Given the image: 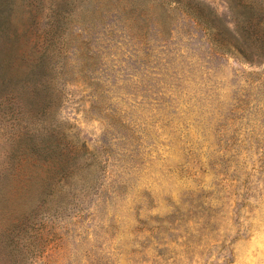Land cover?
<instances>
[{
  "label": "rangeland",
  "instance_id": "1",
  "mask_svg": "<svg viewBox=\"0 0 264 264\" xmlns=\"http://www.w3.org/2000/svg\"><path fill=\"white\" fill-rule=\"evenodd\" d=\"M130 1L12 0L13 70L61 22L46 121L72 156L67 182L45 165L10 189L32 198L0 205V226L30 211L37 231L0 236V264H264V60L225 53L190 7L232 28L225 0ZM11 112L0 168L40 115Z\"/></svg>",
  "mask_w": 264,
  "mask_h": 264
},
{
  "label": "trees",
  "instance_id": "2",
  "mask_svg": "<svg viewBox=\"0 0 264 264\" xmlns=\"http://www.w3.org/2000/svg\"><path fill=\"white\" fill-rule=\"evenodd\" d=\"M233 27L224 23L215 13L200 7L198 3H190V7L197 10L195 16L209 29L210 35L217 47L225 53L240 57L249 63L264 60V1L259 0H225ZM12 0H0V40L10 43L15 47L20 42L21 34L11 31L9 25ZM127 11L135 7L132 0L124 5ZM50 26L46 30L38 27L31 30L30 42L35 49L30 55L23 56L17 68L11 69L16 64L15 57L5 58L0 62V109H11L12 116L22 114L25 110L32 109L37 112L39 119L33 120L26 117L27 123H36L32 129L24 125L20 131V138L13 143L10 153L0 168V205L9 208L17 197V202L28 203L31 195L24 197L21 192L12 196L10 189L16 181L28 185L33 181L30 167L50 168L58 166L56 172H62L59 177L68 181L70 173L69 159L71 150L68 145L60 141L55 127L47 120V115L54 114L59 101L54 99V86L51 84L50 74L52 54L50 49L60 34V21L57 17H50ZM39 19L34 20L35 26ZM35 28V27H34ZM42 48V49H41ZM42 50L39 51L38 50ZM17 69H21L17 72ZM62 100V99H61ZM56 111V110H55ZM49 126V127H48ZM72 146V145H71ZM74 146V145H73ZM17 217L6 226H0V236L13 237L20 233L32 232L35 229L36 216L30 211ZM30 214V215H28ZM10 251L15 253L14 248Z\"/></svg>",
  "mask_w": 264,
  "mask_h": 264
}]
</instances>
